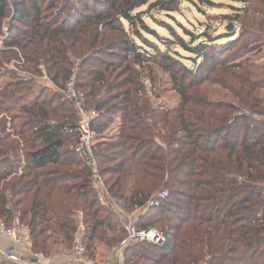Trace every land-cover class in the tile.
I'll use <instances>...</instances> for the list:
<instances>
[{
    "label": "trees",
    "instance_id": "obj_1",
    "mask_svg": "<svg viewBox=\"0 0 264 264\" xmlns=\"http://www.w3.org/2000/svg\"><path fill=\"white\" fill-rule=\"evenodd\" d=\"M255 1L264 6V0ZM166 3L14 0L1 62L22 58L21 69L34 76L42 65L59 90L74 78L83 108L97 114L95 136L119 117L118 135L93 146L99 173L125 210H141L138 229L154 228L166 237L160 247H128L124 264H264V80L244 57L258 36L231 51L235 30L216 35L207 24L202 32L182 28L185 41L167 22L153 21L168 33L161 37L144 17L170 12ZM5 8L0 0V23ZM241 11L225 16V25L243 27L251 12ZM263 27L264 20L257 28ZM154 41L175 44L187 56H172V49L160 50ZM143 62L179 67L174 73L162 66L180 96L176 108H155L145 97L132 69ZM211 73L221 77L216 83L231 102L198 89L212 82ZM15 77L0 87V222L26 227L32 252L45 258L72 248L79 223L90 257L95 241L115 247L126 236L123 223L112 210L98 216L90 171L74 151L76 136L64 133L76 125L73 104L54 91L20 104L33 82ZM18 104L21 118H8ZM152 202L158 205L146 207Z\"/></svg>",
    "mask_w": 264,
    "mask_h": 264
},
{
    "label": "rangeland",
    "instance_id": "obj_2",
    "mask_svg": "<svg viewBox=\"0 0 264 264\" xmlns=\"http://www.w3.org/2000/svg\"><path fill=\"white\" fill-rule=\"evenodd\" d=\"M4 1L6 4V8H5L6 16L5 18L2 19L0 23V41L2 38L3 39L6 38V33L8 30L7 24L8 22L11 21V13H12V8H13L12 3L14 0H4ZM45 1L46 3L48 2V0H45ZM155 1L157 0H148V3H153ZM161 1L167 2L166 6L169 7L170 12L168 13L158 12L157 10L150 11L149 15H152L153 16L152 18L154 20H152L148 16H145L144 21L150 28L155 29L156 32L159 34V36L168 37V33L164 29L159 28L156 25V23L153 22V21L157 22L159 20L160 21L163 20L164 22H167L168 24H170V26L175 30L177 34V39L179 37H182L185 41H187L188 39L185 36V33L182 30V28H184V30H188L192 32H197V31L202 32L203 30H205L203 29V25L207 24L210 27V29L216 33V35L221 34V33L224 34V32L227 31L226 30L227 26L225 25L227 21L224 17L228 16L230 18H233L236 12L238 11L242 12L241 11L242 8L245 7V9L247 10L249 9L251 13H249L248 17L243 19V27L232 26V28L228 30L229 34L233 32L234 30L239 33V35L236 36L237 38L235 39L234 43H232L228 48H230L231 51H235V50L239 51V48L243 46V44H245L252 35L258 36V41L257 43H255L256 45L249 48V50H253V51H250L249 54L245 55L244 57L249 58L250 63L252 62L256 65L257 70L255 71V75L260 80H264V70H262V67H264V27L261 29L257 28V26L262 22V20H264V16L258 15V13H256L258 11L264 12L263 4L260 5L255 0H249L248 2H245V0H211V2H213L214 5L210 8H207L206 6H202L201 2L198 0H191V2L188 0H161ZM58 6L59 7L63 6V2L62 1L59 2ZM141 10H146V7H142ZM166 14H168L169 16H172L174 19L173 20L168 19L166 17L167 16ZM154 42L160 50H165L166 48H168V47H164L163 45L164 43L161 44L157 41H154ZM168 46H169L168 50H171V49L173 50L171 51L172 56H174V52H177L181 56H187V54L184 53L183 50L177 45L169 43ZM3 51H5L4 41L2 42V46H0V52H3ZM104 59L107 60V62H112L113 64H115L116 62H119L116 60L112 61L113 59H110V58H104ZM181 60L184 65L191 67L192 63L190 61H187L184 59H181ZM1 61L4 62L5 60L2 58L0 59V87H3L9 84L10 82L14 81L15 76H16L15 78L20 79L15 73L10 72L7 69V66L9 63L4 64ZM76 66H77V61H75L73 72H76ZM162 66H164L165 69L167 67L166 64L161 63V62L159 63L143 62L141 65H138V64L133 65L132 69L134 73L136 72L138 73V77L144 88V95L146 98L150 100L151 104L155 108L174 109L178 105L180 96L175 91L172 90V82H171L170 76L168 72L164 70ZM169 69L173 70L174 73H180L179 67L169 68ZM39 71H40V74L35 75V76H41V74L46 75L43 66H42V69ZM209 78H210L209 81H212V82H209V83L204 82L203 84L200 85L198 89L200 91L208 93L207 96L210 97L212 100H216V101L220 100V101L227 102V103L231 102V98L228 94V91L216 83L218 82V80H221V77H219L215 73H211L209 74ZM30 81L33 82V84L31 83L32 87H30L26 93H22L21 95L22 97L20 98V101H21L20 104L31 102V100L38 94L41 95L42 97H46L47 94H49L51 91L58 92L57 88L54 85L52 86L51 84L43 82V80H41L43 83H40L41 82L40 80H37L36 82L34 80H30ZM259 95L261 97H264V88L260 90ZM20 104H18V106H16L14 110H11L10 113H8L6 116L8 118L10 116H14V118L15 117L21 118L22 112H20ZM73 107H74V104H73ZM74 110H75V107H74ZM20 121H21L20 119L17 120V122H20ZM120 124L121 123H120L119 117H115V119L113 120V123L108 127V129L104 131L103 134L99 136H94V139H93L94 146L97 144L98 141H107L117 136L119 132ZM84 168L86 167L84 166ZM100 178H101V181L105 189L107 190V187L105 186L101 175H100ZM92 189L96 194L94 208L99 207L101 210L98 208L100 210V213L98 216H103L105 213V210L107 209L112 210L110 208V205L112 201H116V200H114L110 196V194H109L110 196L109 198L101 194L100 189L96 190L95 188H93V186H92ZM125 212L129 216L133 215V218L136 221L139 214L141 213V210L139 209H135L131 211L125 210ZM12 225L21 226L17 222H15ZM84 233H85L84 226L82 225V223H79L77 232L74 235V239H78L80 241V244L85 248V246L82 243V236ZM113 248L114 247L109 249L108 247L104 246L102 243L95 241L92 257H90L89 255L90 251L89 252L85 251V255H84L85 260L84 259L82 260L85 263L87 262V263H92V264H100L101 262H104L105 260L111 257L112 255L111 251ZM62 250H64V252H62L63 255H66V256L72 252V248L70 250H66V249H62ZM57 254H58L57 256L61 255V253H57Z\"/></svg>",
    "mask_w": 264,
    "mask_h": 264
},
{
    "label": "built area",
    "instance_id": "obj_3",
    "mask_svg": "<svg viewBox=\"0 0 264 264\" xmlns=\"http://www.w3.org/2000/svg\"><path fill=\"white\" fill-rule=\"evenodd\" d=\"M5 39H1L0 46ZM2 49V48H1ZM16 51V49H14ZM23 60L20 58L18 61H11L7 69L10 72L15 73L20 79L24 81L43 80L48 84L49 79L45 74L41 76L31 75L21 69ZM38 69L41 70L42 66L39 65ZM42 81L40 83H43ZM63 99L70 101L74 104L77 121L72 130H65L66 134H73L76 136V144L74 151L76 155L84 162V166L90 171V181L96 190L100 189L101 194L106 197H110L108 191L105 189L100 174L98 172L97 163L93 154L94 146V134L91 131V124L97 118V114L93 110H85L82 105V99L80 95L74 89V79L71 78L62 90L57 89ZM166 193L162 192L159 195L160 199L165 198ZM158 205V202L149 203L146 207ZM110 208L119 216V219L123 223V227L126 233L125 238L116 245L111 251V257L101 262L100 264H124V253L128 247H132L138 244H150L153 246H162L166 243V237L163 232L154 229H138L133 215L129 216L125 209L122 207L119 201H112ZM24 226H5L0 222V262H6L11 264H36L37 262H43L46 258L42 254H35L31 250L29 241L28 229ZM5 242L9 244L10 249H2L1 244ZM75 255V264H92L85 263L84 259L85 248L80 244L78 239H74L72 243V252ZM85 260V259H84Z\"/></svg>",
    "mask_w": 264,
    "mask_h": 264
},
{
    "label": "crops",
    "instance_id": "obj_4",
    "mask_svg": "<svg viewBox=\"0 0 264 264\" xmlns=\"http://www.w3.org/2000/svg\"><path fill=\"white\" fill-rule=\"evenodd\" d=\"M1 246H2V249H6V250L10 249V247H11L9 244H7L5 242H3L1 244ZM57 255L58 254H53L50 257L46 258L45 261L37 262L36 264H75V255L73 253H69L67 256L63 255V253H61L60 256H57ZM70 260H71V262H70Z\"/></svg>",
    "mask_w": 264,
    "mask_h": 264
},
{
    "label": "water",
    "instance_id": "obj_5",
    "mask_svg": "<svg viewBox=\"0 0 264 264\" xmlns=\"http://www.w3.org/2000/svg\"><path fill=\"white\" fill-rule=\"evenodd\" d=\"M231 28H232V25L230 24V25L227 26L226 30L228 31V30H230Z\"/></svg>",
    "mask_w": 264,
    "mask_h": 264
}]
</instances>
